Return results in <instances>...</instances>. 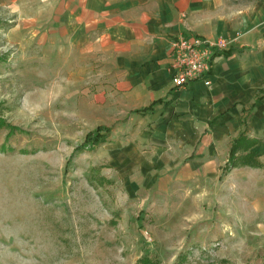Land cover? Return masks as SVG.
Wrapping results in <instances>:
<instances>
[{"label":"rangeland","instance_id":"374dc122","mask_svg":"<svg viewBox=\"0 0 264 264\" xmlns=\"http://www.w3.org/2000/svg\"><path fill=\"white\" fill-rule=\"evenodd\" d=\"M17 5L0 0V264H264V164L174 189L124 177L109 156L129 132L97 141L96 69L33 43Z\"/></svg>","mask_w":264,"mask_h":264},{"label":"crops","instance_id":"0c3cea01","mask_svg":"<svg viewBox=\"0 0 264 264\" xmlns=\"http://www.w3.org/2000/svg\"><path fill=\"white\" fill-rule=\"evenodd\" d=\"M17 3L25 5L33 43L43 48L56 41L61 47L75 45L83 63L91 62L96 69L87 78L98 86L96 107L112 114L113 122L106 126L114 125L113 134L129 132L117 143L121 150L109 156L124 168V177L164 176L173 189L196 179L221 180L232 146L240 139L245 141L236 161L243 173L256 168L242 164L246 155L264 164V5L242 8L229 0H11V5ZM236 32L242 33L237 44L214 58L208 87L193 81L174 89L175 39L230 38ZM125 163L130 167L125 169ZM237 168L227 171L228 177Z\"/></svg>","mask_w":264,"mask_h":264},{"label":"built area","instance_id":"2783aa9c","mask_svg":"<svg viewBox=\"0 0 264 264\" xmlns=\"http://www.w3.org/2000/svg\"><path fill=\"white\" fill-rule=\"evenodd\" d=\"M239 36L237 33L235 38L210 39L193 36L175 39L171 44L174 89L184 87L193 81H202L204 86L208 87L211 84L208 73L214 58L232 47Z\"/></svg>","mask_w":264,"mask_h":264},{"label":"trees","instance_id":"16d2710c","mask_svg":"<svg viewBox=\"0 0 264 264\" xmlns=\"http://www.w3.org/2000/svg\"><path fill=\"white\" fill-rule=\"evenodd\" d=\"M100 131V130H99ZM101 131H104L106 134L104 135V134H101L100 135V133H98V138H97V141H98V143L100 142V143H105L106 142V140H107V138L109 137L108 136V133H109V131H110V128H108V127H106V128H103ZM245 140H242V139H240L238 142H236L232 147V150H231V154H230V156H229V162H230V165H235V161H236V154H237V152H238V150H240V148H242L241 147V144L244 142ZM93 143H96V142H93ZM254 158V155L253 154H250V155H246V156H244V159H243V161H242V164H249V165H251V166H254L255 167V165H256V162L253 164V162H252V159ZM226 171H228L227 169L225 170V172Z\"/></svg>","mask_w":264,"mask_h":264}]
</instances>
